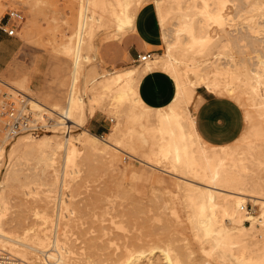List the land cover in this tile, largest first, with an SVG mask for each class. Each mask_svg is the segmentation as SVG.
Here are the masks:
<instances>
[{
	"label": "rangeland",
	"instance_id": "rangeland-1",
	"mask_svg": "<svg viewBox=\"0 0 264 264\" xmlns=\"http://www.w3.org/2000/svg\"><path fill=\"white\" fill-rule=\"evenodd\" d=\"M153 1L131 0V9L135 13L142 4L136 14L144 10L146 17L156 24L160 45L155 48V57L167 51V43L165 37H161ZM160 1L166 13L165 29L169 31L172 43L175 42L169 52L173 60L181 63V66L178 63L180 70H184V79L193 92H196L197 86L206 87V84L198 79V72L191 66L199 63L203 75L213 77L218 67L223 68L222 62L228 61V66L232 61L243 62L232 65L239 78L231 79L236 91L241 94V100L236 102L244 116L241 135L232 144L242 148L245 139L252 133L253 124L260 126L264 133V120L259 116L262 112L254 105L261 94L264 95V81L250 79L253 71L249 63L257 50L264 52V0ZM119 2L122 0H0V20L8 9L19 10L23 15L20 21L15 22L16 31L12 36L17 50L6 68L0 71V79L40 101L47 109L54 110L39 108L36 115L42 122H48L51 130L45 133L56 134L61 142L62 124H55V120L59 119L70 96L77 97L76 100L79 97L90 100L96 96L92 100L93 114L83 123L76 120L70 128H86L103 138L107 137V133H112V142L118 147V150H112L117 152L120 160L116 170L98 155L83 160L85 152L80 150L76 154L75 164L66 165L63 162L64 151L60 149L54 164L46 167L47 172L45 167L21 166L17 171L4 175V157L0 165V181L3 180L0 182V196L6 204L2 227L16 233H21L28 226L40 227L46 237L57 232L60 240L72 249L70 254L86 259L88 264H137L140 261L139 264H152L155 261L156 264H222L218 261L221 259L219 251L215 252L218 249H211L204 238L205 226L198 224L201 198L198 195L190 197L182 191L181 181L173 174L174 171L170 173L157 168H171V162L159 151V132L145 129L140 124L143 118L129 114V106L137 114L143 111L149 125H153L156 110H144L139 105L132 107L126 99L121 102L119 98L118 102L112 100L116 97L113 95L115 89L123 82L111 90L101 91L104 75L114 68H107L98 62L96 45L114 35L109 10L112 6L119 7ZM81 4L84 22L82 43L75 62V32H79ZM212 9L213 14L220 13L221 16L209 17L206 21L204 18L206 25L202 31H196L202 12H211ZM99 15L100 22L96 20ZM250 24L260 30L256 32L254 28V32H246L244 26ZM181 25L185 26L184 29ZM191 26L195 27V34L204 37L202 43L189 47L183 42L191 41L193 32H188ZM205 32L210 34V39ZM177 39H180V44ZM68 47L73 48L69 51ZM145 62L136 61L128 67L142 68ZM217 76L222 77L223 74ZM253 84H256L259 94L254 91ZM194 97L195 93L193 100ZM188 108L193 113L195 101L188 104ZM247 112L252 115L251 122L246 119ZM90 118H95L96 123H103L106 126L104 132L93 130L88 125ZM51 123L56 126L53 127ZM24 134L27 133L21 135ZM13 140L5 141L10 143ZM252 140L255 147L247 161L246 174L237 181L238 186L264 183V138ZM128 153L143 159L150 157L156 166L137 160ZM61 196L64 203L60 206L58 201ZM245 205L254 215L261 211L260 206L249 199ZM245 221L249 224V221ZM201 244L210 247V251L206 253L202 250ZM39 254L28 252L27 261L44 260V256ZM153 258L156 260L151 261ZM162 260H165L164 263Z\"/></svg>",
	"mask_w": 264,
	"mask_h": 264
},
{
	"label": "bare ground",
	"instance_id": "bare-ground-1",
	"mask_svg": "<svg viewBox=\"0 0 264 264\" xmlns=\"http://www.w3.org/2000/svg\"><path fill=\"white\" fill-rule=\"evenodd\" d=\"M154 3L157 9L159 22L161 24L162 35L165 37L164 39L167 43V51H164V54H157L155 57L153 56L151 59L147 60L142 68H137L134 66L127 68H114L111 73L106 76L104 75V79L100 84L101 91L105 92L109 89L111 90L112 87L117 86V84L123 82L122 86H119L115 89V93H113V95L115 94L114 96L116 97L111 96V98L114 97L116 99L113 98L112 100H116V102H118L119 98V100L121 99V102L122 100L126 99V101H130L129 105L131 104L132 107H134L135 105H139L144 110H147L149 109V107L144 104L145 102L143 103L141 101L137 92L138 83L143 74L153 67H158L159 69L161 68L164 71L168 72L173 77L176 86L175 95L168 104L156 108L155 122L153 125H149L147 117L143 115V111H139V113L137 114L129 106V114H132V117H139L140 119L143 118L141 119L140 124L145 129H148L152 132L154 130H157L159 132V151L164 158L168 159L171 162V168H164L160 166H157V168L170 173H173L174 171L173 174L176 175L177 178H179L181 181L179 184L182 188V191L186 192L190 197H194L193 195H198L201 198L199 201V207L201 211L199 210L200 213H198L200 216V221L198 220V224L199 226H205L206 230L204 231V235L206 236L204 238L207 242H209V246L211 247V249L212 247L213 250L214 248L218 249L215 250V252L219 251V255L221 257V259L218 261H221L222 264H264V183H253L252 185H250V183L248 187H244V185L238 186L237 182L238 179L244 176L246 174V171L248 170L247 161L252 155L251 150H253L255 147L252 138L262 140L264 138V133L261 130L260 126H258L257 124H253L251 130L252 133L250 137H247V139H245L242 148H240V146H238L237 144H232L235 140L224 145H212L206 143L199 137L194 129L193 113L188 108V104L194 101L193 95L195 92L192 91L187 81H185L184 79V70H180L179 67L181 63H179L178 61V65L177 61L172 59L173 57L170 54L171 52H169V48L173 44H175V42L173 41L174 43H172L170 37L168 36L169 31L167 32L165 29L164 24L166 13L161 8L162 1L154 0ZM131 7V0H122L119 7L112 6L109 10L111 19L113 21L112 23L114 25V35L122 34L134 25V12L132 11ZM178 8L180 7L178 6ZM81 10L82 4L80 9V22H78L80 23L78 26L79 32H75V34H77L78 36V38H76L77 36L75 37L77 41L74 42L75 54L73 55L75 57V62H77L78 60L82 43V27L84 22ZM213 10L214 9H212L211 12H208L207 10H204L202 12L203 14L201 19H197L198 22L200 21V24L198 25V30L196 31H202L204 25H206L203 20L204 18L206 21L209 17L218 18L219 16H221L220 13L213 14ZM179 15L181 16L182 14L180 13ZM96 20L100 22L101 16H96ZM185 22L187 23V21ZM185 22H183V24ZM188 23L190 25V22ZM177 24H179V22H177ZM244 27V30L246 32H250L255 28V25L250 24ZM182 30H180L179 32H181ZM259 30V28H255L256 32ZM188 32H193V35L191 34V41L187 40V42H183V44L185 43L190 47L196 44L199 45L203 42L204 36L201 37L197 33L195 34V27H189ZM207 37L208 39L211 38L209 33L207 34ZM179 40L177 42H179ZM178 44H180V42ZM65 47H67V45H65ZM71 48L73 47H68L67 49L71 51ZM253 56L254 59L249 62L252 65L253 71L250 79L253 80L254 78L253 81L262 80L263 82L264 52L257 50V54ZM227 63L228 61L222 62L221 65L223 66L221 67L223 68L218 67V69L216 70L217 72L213 77L204 76L201 72L202 67H199V63L191 67H194L196 69V71L198 72V79H201L200 81H202L203 84H206V88L208 90L218 94L228 95L238 102L241 100V94L236 91L233 84L234 82L233 80L231 81V79H236L239 77L236 73H234L235 71L232 70V65H241L243 64V62L240 61L238 63V60L237 62L232 61L229 62V66L226 65ZM74 64L76 66V63ZM221 74H223L222 77L217 76ZM255 87L256 84H253L254 91L259 94L258 89ZM70 89L72 90V88ZM70 94L71 93H69V95ZM29 97L31 106L34 110L39 112L40 109H47V106H43L40 101L34 99L32 96ZM76 98L77 97L72 98L70 96L67 105L63 109L62 114L60 113L59 115L58 113L59 119L55 120V124H62V130L60 132L63 138V142H61L62 140H60V138L56 134L50 132H43L41 134H38V136H31L30 134H19L15 136L14 140L10 143H7L4 138L0 137V165L3 164L4 157V163H6L3 171L4 175L13 173L11 171H17L19 168H21V166L33 168L45 167L46 171V167L54 164L57 151L60 149L64 151L63 153L65 154V159L64 157L63 159L65 161L63 162L66 165L75 164L76 154L80 152V150H82L85 152L83 160H89L91 156L93 157V155H98L103 160H105V162L112 168L116 170L119 168L118 163L120 160H118V157L116 155L117 152L115 153V151L112 150V148L118 150L117 145L112 142V140H114L112 139V133H107V137L103 138L102 136H99L98 134H95L94 132L89 131L86 128H77L78 130H73L72 128H70V125L72 123H76V120H79L81 123H83L86 118H88V116L92 115L94 112V103L92 104V100H95L96 96H93V98H91L90 100H85L81 97L76 100ZM254 105L257 110H260L262 112V114H260L259 116H261L262 120H264V95L262 96L261 94V98L254 102ZM51 110L52 109L48 108L46 111ZM246 119L249 122L252 121V115L249 112L246 113ZM53 123H51L52 126H56ZM49 130L51 129H48L46 132H48ZM248 133L250 134V132ZM128 154H130L137 160L153 165V167L156 166V162L151 160L150 157L143 159L141 157L135 156L134 154ZM175 167L176 169L178 168V171L175 169ZM0 182H3V180ZM247 199L252 201V203L258 204L260 206L261 211L259 212V214H257V216L245 209ZM58 202L59 205L64 203L62 196L60 197ZM5 208L6 204L0 196L1 249L6 250L14 256L25 261H27V253L29 252L30 254L40 253L39 256H44L42 258L44 259L46 264H88V261L86 259H83L81 257L75 258V256L70 254L72 252V249H70L69 245H67L63 240H60L57 232L53 233L51 236L46 237L45 234L41 232L42 228L40 227L34 228L28 226V228L22 229L21 233H16L3 228V222L1 223V219ZM203 208L207 209H205L206 212L205 210H203ZM36 211L34 212L35 214H37ZM245 220H247V222L249 221V224L244 223ZM200 247L206 253L210 251V247H206L203 244H201ZM211 252L213 251L211 250ZM47 258H50V260H47ZM153 260L156 259H151V261ZM170 260L171 259L169 258V261ZM147 261L151 262L150 259H148ZM156 263L157 262L155 261L154 264Z\"/></svg>",
	"mask_w": 264,
	"mask_h": 264
},
{
	"label": "crops",
	"instance_id": "crops-1",
	"mask_svg": "<svg viewBox=\"0 0 264 264\" xmlns=\"http://www.w3.org/2000/svg\"><path fill=\"white\" fill-rule=\"evenodd\" d=\"M141 6L142 4L137 10ZM154 7L157 13L155 3ZM136 12L132 27L122 34L107 37L97 45L98 62L107 68L128 67L136 62L137 54L154 52L160 45L156 24L146 17L144 10ZM160 29L163 39L161 24ZM15 42L12 36L0 29V71L6 68L7 62L14 56L17 50ZM175 90L173 77L158 67L144 73L137 87L141 101L152 110L168 104L173 99ZM194 101V129L203 141L212 145H224L241 135L244 116L235 99L210 91L204 86H197ZM88 125L99 133L106 128L103 123H96L95 118H90Z\"/></svg>",
	"mask_w": 264,
	"mask_h": 264
},
{
	"label": "built area",
	"instance_id": "built-area-1",
	"mask_svg": "<svg viewBox=\"0 0 264 264\" xmlns=\"http://www.w3.org/2000/svg\"><path fill=\"white\" fill-rule=\"evenodd\" d=\"M22 18L19 10L8 9L0 21V29L14 36L15 22ZM153 54V51L139 53L136 55V61L145 62L151 59ZM30 103V97L26 93L0 79V137L11 140L19 134L38 135L49 129L48 122H42L37 117V112ZM245 209L249 211L247 205ZM0 264H46V262L44 260L28 262L0 248Z\"/></svg>",
	"mask_w": 264,
	"mask_h": 264
}]
</instances>
